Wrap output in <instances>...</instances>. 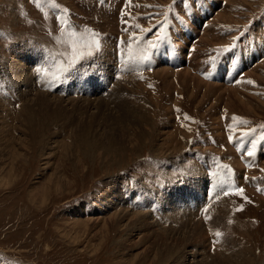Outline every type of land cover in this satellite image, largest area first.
I'll return each instance as SVG.
<instances>
[{
  "label": "rangeland",
  "instance_id": "obj_1",
  "mask_svg": "<svg viewBox=\"0 0 264 264\" xmlns=\"http://www.w3.org/2000/svg\"><path fill=\"white\" fill-rule=\"evenodd\" d=\"M207 1L0 0V264H264V0Z\"/></svg>",
  "mask_w": 264,
  "mask_h": 264
},
{
  "label": "snow or ice",
  "instance_id": "obj_2",
  "mask_svg": "<svg viewBox=\"0 0 264 264\" xmlns=\"http://www.w3.org/2000/svg\"><path fill=\"white\" fill-rule=\"evenodd\" d=\"M165 23H166V21H165ZM161 27H162V26H161ZM147 43H148V45H149L150 47H155V44H153L151 41H148ZM89 46H93V47L96 46V34H95V33H92V34H91V40H90V42H89ZM226 50H227V49H225V51H226ZM140 59H141L142 62H147V61H149V56H148L147 54H144V55H141ZM248 83L251 84V83H254V82H253V81H248ZM232 119H233V120H237L238 117H232ZM244 135L247 136L248 133H244ZM253 146H255V145H253ZM248 155L251 156L252 153L249 152ZM243 191H244V190H243L242 188L239 189V192H240V193H243ZM227 194H228V193H225V195H227ZM216 235L219 236L220 233L217 232Z\"/></svg>",
  "mask_w": 264,
  "mask_h": 264
},
{
  "label": "bare ground",
  "instance_id": "obj_3",
  "mask_svg": "<svg viewBox=\"0 0 264 264\" xmlns=\"http://www.w3.org/2000/svg\"><path fill=\"white\" fill-rule=\"evenodd\" d=\"M185 51V50H184ZM187 52H185V54H186ZM187 58V57H186ZM184 61V60H183ZM166 70V69H165ZM168 72V71H167ZM191 73V72H190ZM182 74V73H181ZM162 75H163V73H162ZM21 76V75H20ZM198 79V78H197ZM188 81V80H187ZM194 81V80H193ZM199 81V80H198ZM181 82V81H180ZM196 82V81H195ZM171 83V82H170ZM199 83H200V81H199ZM198 83V84H199ZM168 84V83H167ZM208 84V83H207ZM206 84V85H207ZM210 84V83H209ZM212 84V83H211ZM184 85V84H183ZM186 85V84H185ZM205 86V85H204ZM170 88V87H169ZM222 97V96H221ZM25 104V103H24ZM33 105V104H32ZM31 108V107H30ZM243 108V107H242ZM129 112V111H128ZM131 113V112H130ZM69 119V118H68ZM36 120V119H35ZM76 127V126H75ZM137 137V136H136ZM152 141V140H151ZM141 146V145H140ZM115 148V147H114Z\"/></svg>",
  "mask_w": 264,
  "mask_h": 264
}]
</instances>
